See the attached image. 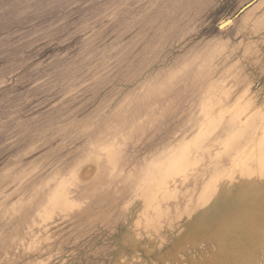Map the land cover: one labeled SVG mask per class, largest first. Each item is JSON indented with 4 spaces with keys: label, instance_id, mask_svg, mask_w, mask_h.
Wrapping results in <instances>:
<instances>
[{
    "label": "rangeland",
    "instance_id": "374dc122",
    "mask_svg": "<svg viewBox=\"0 0 264 264\" xmlns=\"http://www.w3.org/2000/svg\"><path fill=\"white\" fill-rule=\"evenodd\" d=\"M0 264H264V0H0Z\"/></svg>",
    "mask_w": 264,
    "mask_h": 264
}]
</instances>
